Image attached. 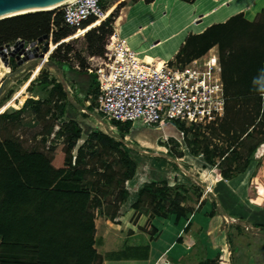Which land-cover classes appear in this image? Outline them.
Here are the masks:
<instances>
[{
    "label": "trees",
    "instance_id": "trees-1",
    "mask_svg": "<svg viewBox=\"0 0 264 264\" xmlns=\"http://www.w3.org/2000/svg\"><path fill=\"white\" fill-rule=\"evenodd\" d=\"M120 1L100 0V5L112 12ZM176 1L157 0L154 7L163 6V13L173 11ZM181 1L194 3L196 0ZM118 5L122 8L125 2ZM171 17L172 12L166 20L168 29ZM114 19L113 15L105 21L91 18L83 22L81 29L87 30L84 39L89 56L105 55L106 44L114 33ZM76 30L65 25L61 8L22 14L0 21V48L19 40L30 44L51 38V54L57 43L68 39ZM214 48L220 55L227 106L225 117L205 131L213 135L221 131L229 137L230 144L226 148L203 144L202 128L186 127L179 122L176 126L183 133L185 148L203 157L219 177L217 180L213 176V180L219 183L244 174L255 160L257 148L264 143V10L254 22L237 14L201 34H190L174 62L186 65ZM72 52L71 44H62L50 60L61 71L77 103L90 113L100 114L97 76L88 73V64L80 55L76 54L79 68L71 65ZM11 63L15 68V60ZM39 84L46 90L51 86L48 97L29 99L12 114L0 115V125L5 120L20 125L22 116L30 110L36 121L48 124L44 143L53 134L60 142H51L50 155H47L25 150L14 138L0 141V264H99L95 210L114 221L130 197L126 183L135 177L137 165L123 140L133 125L112 120L119 136L94 131L78 146L83 139L81 126L74 119L64 120L71 105L69 92L58 78L50 77L47 72L41 74ZM54 122L60 123L56 132ZM182 145H178L179 156L183 153ZM93 161H101V167L93 165ZM263 172L264 159L258 161L252 175L248 199L264 212V198L259 199L254 186L255 179L264 181ZM193 196L198 203L203 189L183 182L175 181L171 185L169 180L152 181L137 191L131 208L150 218L174 216L176 220L189 221L206 203L204 199L198 208L193 207ZM256 227L264 230V224L257 223ZM227 236L230 238V234ZM218 261L204 259L199 264Z\"/></svg>",
    "mask_w": 264,
    "mask_h": 264
},
{
    "label": "rangeland",
    "instance_id": "rangeland-1",
    "mask_svg": "<svg viewBox=\"0 0 264 264\" xmlns=\"http://www.w3.org/2000/svg\"><path fill=\"white\" fill-rule=\"evenodd\" d=\"M121 1L125 2V6L122 8L118 7V4ZM121 1L118 2L117 6H115V8L105 20L114 15L115 23L117 17L120 15V12L124 8L133 4L131 0ZM203 1L206 3H215V1L213 0ZM176 3H178L179 5L183 4L179 1H176ZM184 4L187 3L184 2ZM154 6L155 3L146 5L143 2H140L134 7L132 12L130 13V16H133L135 13H139V15H142L146 20H148L150 17H153L155 13L157 14V16L163 13V6L159 7L158 9H155ZM161 25H164V23L162 22ZM142 26L144 27H142V32H147L149 29L147 23H143ZM184 26V23H181L177 19L171 17L169 28L171 31H174V33H176L175 35H178L180 32H182ZM165 31H169L167 25L164 27V32ZM86 33V29L76 30L72 35L67 37L68 39L65 38V41H63V39L62 41L57 43L55 50L62 44H71L74 48V52H72L70 55V58L72 59L70 61V64L75 66L78 65L76 54L84 58L87 64H89V54L86 49L84 39ZM161 38L157 36L155 41L156 43H148L141 47V50L139 52H141L144 59H152L165 62L169 61V59L173 56L176 50L173 48L171 40H165L164 36H162ZM133 39V37L132 39L129 38L128 42H131V44H133ZM55 50L47 58L49 70H47L46 72L50 75V77L55 76L59 79L61 71H59L58 68L55 67L54 63L50 60V56L55 52ZM13 60H15V68L11 67V62ZM19 60L20 58L9 59L8 73H5L1 69V74L3 72L4 77L0 80V86L2 82L6 81V83L0 91V115L12 114L16 110H19L23 106V104L29 99L38 100L39 98L46 99L48 97V90H50L51 86L48 87V90H46L41 84H39L40 76L42 74L40 72L43 69V62L39 64L37 60H30L24 62L21 65L18 64ZM80 106L81 105H79L78 103H71V105L68 106V111L64 118V120L74 119L81 126L83 130V139L78 142V146H80L84 142V139H86V137L94 131H103L107 134H113L114 137L119 136L120 133L112 125V121L103 120V118L98 113H90L86 110V113H81L79 111L81 109ZM54 124L56 132L59 128L60 123L54 122ZM176 125V123H173V125L165 127L164 130L148 128L140 124H135L130 129L128 135L124 137L123 141L130 152V156L136 162L137 165L135 177L131 181H128L126 183V185L129 184L127 185L129 186V192L131 194L135 193L146 183L161 180H169L171 185H174L176 181L183 182L187 185L193 184L195 186H198L199 188L203 189V196L200 201L198 200V203L197 198L193 196L195 201L191 204L193 207L198 208L199 203L203 199L206 200V203L202 206V209L196 215L198 216V221H200V224H197V222L195 223L197 224L196 229L200 226L202 228L199 233L194 234L196 235V238L193 236V256H198L201 260H218L219 258L225 257L229 253V251L233 249V247L235 248L237 246H248L251 250L252 258H260L263 260V230L259 232H254L253 228H251L250 226H246L244 228L245 233H242L240 236L234 237V235H237L236 230L231 232V236L233 237L229 238L227 236V234H229L227 232V226L229 225V223L231 224L236 221L235 218L231 217V215L227 214V211L223 209L221 202L226 203V200H223V198L220 197L219 193L220 190H222L224 193V190L228 188V180H224L221 182L223 189L220 187L221 185H213L211 179L213 175L215 176L213 168L204 161L201 155H194L185 148V144L183 143V133L177 129ZM47 126L48 124L46 123H40L39 121H36L29 110L22 116V123L20 125L12 122H7L6 120L1 122L0 141H4L6 138H14L19 141L22 147L27 151H40L44 152L47 155H50V143L53 142L55 144H58L60 140L57 139L53 134L50 137L49 141L46 144L44 143L43 139L45 137ZM260 128L261 126H259V129ZM216 134L217 135H213L207 130H202L200 134V140L203 141V144H213L214 146H218L221 148H226L227 146H229L230 140H228L229 137L227 135L221 133V131H217ZM255 137L259 138V135L256 134ZM180 143L183 144L182 156H179V154L177 153L179 150L178 145ZM175 153L177 155L174 156L173 154ZM255 157L259 160L264 159L263 144L257 148L255 152ZM216 160H218V158ZM101 163V161L92 162V164L98 168L101 167ZM174 165H176L177 167L175 168ZM93 178L94 177L92 176L90 180H92ZM254 186L257 188L259 199L264 198V181H258V179H255ZM230 191H232L231 188ZM224 197L226 199L227 195H224ZM252 208L257 209L254 206ZM95 213H97L96 219L98 220L99 228L97 234L99 240V238H101L104 233V224L106 223L104 216L99 215L97 210H95ZM211 213H215L216 215L214 217H210L209 215ZM219 213L224 214V224L223 222H219L217 219ZM114 222L116 221L114 220ZM256 233L259 235L254 236L253 234ZM112 234L114 235V231ZM229 242L230 246L228 245ZM98 247L100 248V246Z\"/></svg>",
    "mask_w": 264,
    "mask_h": 264
},
{
    "label": "built area",
    "instance_id": "built-area-1",
    "mask_svg": "<svg viewBox=\"0 0 264 264\" xmlns=\"http://www.w3.org/2000/svg\"><path fill=\"white\" fill-rule=\"evenodd\" d=\"M61 10L65 25L77 30L83 22L106 15L100 0H75L61 6ZM49 42L52 43L51 38ZM43 44L37 41L40 53ZM48 53L37 60L39 64L43 61V68L48 63ZM88 62L86 70L95 74L99 82L97 104L103 120L164 130L179 122L205 130L217 125L226 114L227 97L218 49L186 65L174 60L148 63L114 32L106 44L105 55L89 56Z\"/></svg>",
    "mask_w": 264,
    "mask_h": 264
},
{
    "label": "crops",
    "instance_id": "crops-1",
    "mask_svg": "<svg viewBox=\"0 0 264 264\" xmlns=\"http://www.w3.org/2000/svg\"><path fill=\"white\" fill-rule=\"evenodd\" d=\"M177 1H179L180 3H184L181 0ZM197 1L198 0H196L194 3L187 4L194 5ZM213 1L218 2L219 4L214 8H209L200 13H198L196 10L193 13L194 21L192 20V23L190 22L189 25L193 23H203L206 17L212 16L218 10L224 13L223 8L226 4L230 5V3H236L238 1L241 3L243 0ZM140 2H143L146 5H150L152 3H156L157 0H154L151 3H147L142 0L129 5L120 12V15L117 17L114 23V32L119 37L127 41L129 40V38H134L133 44H130V42L128 43L131 48L138 52L141 50V47H143V45L148 43H156L155 41L157 36L159 38L164 36L165 40H170L176 34L170 29L169 31L164 32L166 20L167 18H169L170 13L172 12L171 10H165V12L160 14L159 16H157V14L155 13L154 16L150 17L148 20H146L142 15H139V13H135L133 16H130V13L134 9V7ZM263 10L264 0H254L249 8H243L233 14H230L229 17L226 16L224 20L213 22L202 31L204 32L208 27L214 24L226 22L232 16H235L237 14H243L246 20L254 22ZM162 22H164L165 24L161 25ZM143 23H147V26L149 27L147 32H142V29L144 28L142 26ZM202 31L195 32L190 30L189 32H187L185 39L178 46L177 50L169 59V61L174 60L175 56L190 34H201L203 33ZM67 88L70 89V91L68 89L66 90L70 92L69 99L71 103H77V98L75 97L74 92L68 85ZM79 96L80 99H83L81 98V94H79ZM80 108L81 109L79 111L81 113H86L84 108H82L81 106ZM258 161L260 160L255 157V160L251 163L244 174L238 176L235 179L227 181V184L229 186L226 190H224L225 194L222 190H220V197H222L223 200H226V203L221 202L223 209L227 211V214L235 218L236 221L231 224L229 223V225L227 226V232L230 234V237H233L231 236V232L234 230H236L237 232V235H234V237H238L242 233H245L244 228L246 226H250L251 228H253L254 232H259L262 230L260 227H256V224H264V212L260 210L258 206L252 204L248 199V188L250 180L253 173L257 170ZM213 176L211 177L213 185H221L220 187L223 189L221 182H215L213 180ZM215 178L219 180V177L216 175ZM127 188L129 189V186H127ZM230 188L232 189V191H230ZM137 191L132 194L130 193L128 201L124 205H122L120 211H118V217L115 219L116 222L112 221L107 216H104L106 223L104 224L105 230L99 240L97 234L99 229L98 220H95V248L99 256V264H199L202 260L198 256L194 257L192 252V246L194 244L193 239L194 237L196 238V235L194 234L199 233L202 228L200 226L196 229V225L198 223L200 224V221H198L197 218L198 216H196L198 213H195L189 221L184 219L176 220L174 216L170 219H164L161 217L150 218V215L146 216L140 214L139 212L131 208ZM224 195H227L226 199ZM253 206L257 209L252 208ZM223 216L224 214L222 213H219L217 216L218 221L221 223L224 221ZM196 222L197 224H195ZM189 223H191V225L187 231ZM113 231L114 235L112 234ZM253 235L258 236L259 234L256 233ZM179 239H181L182 241H178ZM228 245L230 246V244ZM98 246H100V248ZM218 260L219 261L217 262V264H264V259L262 260L260 258H252L251 250L248 246H237L235 248L233 247V249L229 251V253L225 257L219 258Z\"/></svg>",
    "mask_w": 264,
    "mask_h": 264
},
{
    "label": "bare ground",
    "instance_id": "bare-ground-1",
    "mask_svg": "<svg viewBox=\"0 0 264 264\" xmlns=\"http://www.w3.org/2000/svg\"><path fill=\"white\" fill-rule=\"evenodd\" d=\"M75 0H71V3L74 2ZM254 0H243L241 3L238 1L236 3H230V5H225L223 8V12L221 11H217L215 12L212 16L210 17H206L204 19L203 23H193L191 25H189V23H192V20L194 19L193 17V13L197 10L198 13L205 11L209 8H214L216 5H218V2L215 3H206L203 0H198L196 2V4H178L176 3L173 11H172V17L174 19H177L179 22L184 23V29L182 30V32H180L178 35H175L171 38V43L173 45V48L175 50H177L178 46L183 42V40L185 39V36L187 34V32L191 31H195V32H201L202 30H204L207 26H209L210 24H212L213 22L216 21H221L224 20L226 18V16L229 17L230 14L235 13L236 11H239L243 8H249ZM65 5V4H64ZM59 6H63V5H59ZM59 6H55V7H51V8H43V9H34V10H25V11H20V12H15V13H11L9 16H16L18 14H26V13H30V12H38V11H49L52 10L56 7ZM214 11V10H213ZM111 13V11H106V15L102 18H100V21H104L109 14ZM194 21V20H193ZM203 32V31H202ZM128 42V41H127ZM131 44V42H130ZM139 57L144 60L145 62L148 63H162L165 61H157V60H152V59H144V57L142 56L141 52H138ZM49 54V53H48ZM43 62V61H42ZM0 80L4 77V73L2 72L1 74V69L5 72L8 73L9 72V67L5 66V64L0 60Z\"/></svg>",
    "mask_w": 264,
    "mask_h": 264
},
{
    "label": "water",
    "instance_id": "water-1",
    "mask_svg": "<svg viewBox=\"0 0 264 264\" xmlns=\"http://www.w3.org/2000/svg\"><path fill=\"white\" fill-rule=\"evenodd\" d=\"M71 0H0V21L6 18L14 17L7 16L11 13L25 11V10H34V9H43L51 8L59 5L70 4ZM56 7L54 9L60 8ZM52 9V10H54ZM51 11V10H49ZM32 13V12H30ZM27 14V13H26ZM22 15V14H18ZM16 15V16H18ZM38 42H43L42 52H39V47L37 42L25 43L24 41H17L14 45H7L6 47L0 48V59L9 67L10 58H20L18 64H23L24 62L30 60H39L42 59L50 49V42L46 38L40 39ZM48 70V63H46L45 68L41 70L40 73H45ZM59 79L63 83L65 89H67V84L63 78V75H59ZM6 81L2 82L0 86V91L4 87Z\"/></svg>",
    "mask_w": 264,
    "mask_h": 264
}]
</instances>
